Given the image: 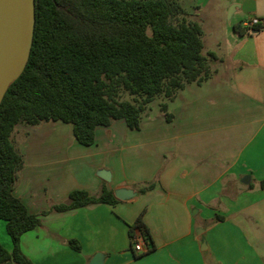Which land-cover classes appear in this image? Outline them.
<instances>
[{"label": "crops", "instance_id": "1", "mask_svg": "<svg viewBox=\"0 0 264 264\" xmlns=\"http://www.w3.org/2000/svg\"><path fill=\"white\" fill-rule=\"evenodd\" d=\"M176 2L200 28L205 81L151 101L137 130L114 121L82 146L69 124L46 122L41 138L19 149L12 193L39 218L20 238L32 264H88L95 253L103 264H264V0H195L188 9ZM251 18L259 26L248 29ZM209 19L215 22L206 27ZM121 188L134 195L51 210L72 191L96 196ZM138 218L148 252L130 243ZM3 247L9 251L10 240Z\"/></svg>", "mask_w": 264, "mask_h": 264}, {"label": "trees", "instance_id": "2", "mask_svg": "<svg viewBox=\"0 0 264 264\" xmlns=\"http://www.w3.org/2000/svg\"><path fill=\"white\" fill-rule=\"evenodd\" d=\"M201 51L200 28L185 20L176 0H34L28 59L0 102V220L11 243L9 251L0 244V264H32L21 253L20 238L39 224L12 193L23 164L10 139L14 127L66 123L82 146L94 142L97 127L114 121L137 130L157 96L170 99L185 84L210 76L209 58ZM119 90L141 100L118 101ZM160 110L169 120L164 104ZM259 186L264 189V180ZM116 201L106 189L96 196L76 190L51 210ZM137 230L150 251L139 218L129 237ZM67 245L79 250L74 240Z\"/></svg>", "mask_w": 264, "mask_h": 264}, {"label": "water", "instance_id": "3", "mask_svg": "<svg viewBox=\"0 0 264 264\" xmlns=\"http://www.w3.org/2000/svg\"><path fill=\"white\" fill-rule=\"evenodd\" d=\"M34 28V0H0V102L8 86L21 74L27 62ZM105 181L109 173L100 170ZM249 183V176L241 179ZM134 193L128 189H116L117 200H127ZM88 264H103V255L95 253Z\"/></svg>", "mask_w": 264, "mask_h": 264}, {"label": "rangeland", "instance_id": "4", "mask_svg": "<svg viewBox=\"0 0 264 264\" xmlns=\"http://www.w3.org/2000/svg\"><path fill=\"white\" fill-rule=\"evenodd\" d=\"M182 1L183 2H181V3L186 5V7L188 9V6H190V5L192 6L195 0H182ZM203 13L205 14V10L203 11ZM207 21H205L206 27L209 23L213 26V23L215 22V21L212 22L210 19H209L210 22H207ZM204 28H205V26H204ZM161 97L157 96L154 99L153 104H158L159 99ZM117 100L118 101H129V102L138 103L141 99L138 97H135V96H131L123 90H119ZM45 124H46V122H42V123H39V124L34 125V126H30V125H26V124H18L17 126H15L12 133H11V136H10V139H11V142H12L14 148L20 153L19 149L21 150L22 145H26L27 142L29 143L30 141L40 139L41 138L40 130L43 129L42 126ZM240 186H241V188H244L243 185H240ZM8 240H9V238H8V236L4 230V221L0 220V244L2 246H4L6 244V242H8Z\"/></svg>", "mask_w": 264, "mask_h": 264}, {"label": "built area", "instance_id": "5", "mask_svg": "<svg viewBox=\"0 0 264 264\" xmlns=\"http://www.w3.org/2000/svg\"><path fill=\"white\" fill-rule=\"evenodd\" d=\"M245 26L250 29L255 26H259V20L257 18H251L245 22ZM132 249L135 252H147L149 245L147 239L140 233L139 230L135 232V235L130 238ZM145 245V247H144Z\"/></svg>", "mask_w": 264, "mask_h": 264}]
</instances>
